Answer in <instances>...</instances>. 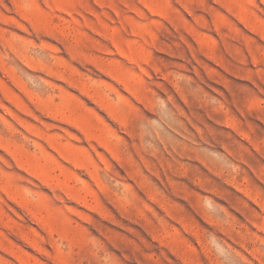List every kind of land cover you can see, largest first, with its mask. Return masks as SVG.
<instances>
[{
    "label": "rangeland",
    "instance_id": "374dc122",
    "mask_svg": "<svg viewBox=\"0 0 264 264\" xmlns=\"http://www.w3.org/2000/svg\"><path fill=\"white\" fill-rule=\"evenodd\" d=\"M0 264H264V0H0Z\"/></svg>",
    "mask_w": 264,
    "mask_h": 264
}]
</instances>
